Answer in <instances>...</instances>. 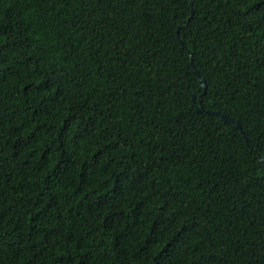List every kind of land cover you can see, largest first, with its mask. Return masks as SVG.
Here are the masks:
<instances>
[{"label":"trees","instance_id":"obj_1","mask_svg":"<svg viewBox=\"0 0 264 264\" xmlns=\"http://www.w3.org/2000/svg\"><path fill=\"white\" fill-rule=\"evenodd\" d=\"M260 158L264 0H0V264H264Z\"/></svg>","mask_w":264,"mask_h":264},{"label":"water","instance_id":"obj_2","mask_svg":"<svg viewBox=\"0 0 264 264\" xmlns=\"http://www.w3.org/2000/svg\"><path fill=\"white\" fill-rule=\"evenodd\" d=\"M188 19H189V18H188ZM189 65H190V67L192 68L193 74H194L197 78H199V74H198V72L194 69L193 64H192L191 61H189ZM200 88L202 89V94H203V92H204V84H203V83L200 85ZM199 97H200V95L198 96V98H199ZM191 100H192V102H194V100H195V96H194V95L191 96ZM195 112H197V113H201V112H203V110H202V108H200V107H196V108H195ZM208 113L211 114V115H213L214 117L218 118L220 121L230 124V125L233 126L235 129H237V130L239 129V125H238V123H237L235 120H233L232 118L227 117L224 113H219L218 111H211V112H208ZM243 140L245 141V138H244V137H243ZM259 160H260V163H261V164L263 165V167H264V161H263V159L260 158Z\"/></svg>","mask_w":264,"mask_h":264}]
</instances>
